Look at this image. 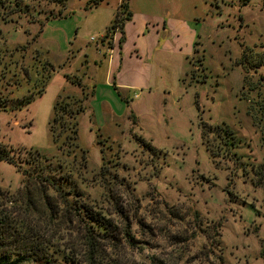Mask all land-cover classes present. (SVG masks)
Masks as SVG:
<instances>
[{"label": "rangeland", "instance_id": "rangeland-1", "mask_svg": "<svg viewBox=\"0 0 264 264\" xmlns=\"http://www.w3.org/2000/svg\"><path fill=\"white\" fill-rule=\"evenodd\" d=\"M6 2L14 14L1 25L2 60L16 66L14 78L0 75L22 85L0 82V144L22 170H33L24 162L32 152L52 158L77 174L79 187L118 224L122 208L137 243H123L117 264H264V0H130V9L187 26L179 80L169 81L168 67L158 69L163 84L181 90L178 103L170 97L167 125L130 130L126 116L100 125L90 108L93 87L106 76L100 37L129 0ZM47 74L36 96L34 84ZM120 92L132 105L142 98ZM67 95L79 101L74 108L84 106L77 117L84 170L79 154L72 161L49 132L53 106ZM23 181L0 162V199Z\"/></svg>", "mask_w": 264, "mask_h": 264}, {"label": "trees", "instance_id": "trees-1", "mask_svg": "<svg viewBox=\"0 0 264 264\" xmlns=\"http://www.w3.org/2000/svg\"><path fill=\"white\" fill-rule=\"evenodd\" d=\"M6 1L0 0V71L1 74L12 73L11 79L15 77L13 69L16 64L2 60L5 49L2 47L1 25L11 23L14 14L8 10L9 3ZM12 1L17 6L18 0ZM119 7L103 39L111 40L115 33L121 31L124 21L128 20L126 5L121 3ZM27 77L26 80H29ZM4 79V75H0V82L9 87L16 86L17 89L22 85L18 80L7 84ZM48 79L47 74L36 80L34 88L39 85L36 96L45 91ZM34 95L35 92L33 96L25 97L17 108L31 102ZM5 102H2V108ZM75 102L79 101L69 95L59 97L53 106L49 124L54 143L58 148L64 147L62 150L66 149L67 157L72 156L74 162L78 153L77 117L84 111L81 105L74 108ZM12 153L0 144V162L13 166L24 179L23 186L14 195H4L0 199V264L38 261L46 264L56 261L64 264H117V252L124 248L123 243H137L130 235V221L122 208L116 209V214L122 219L118 224L106 208L96 205L79 187L80 178L77 174L73 177L72 170L68 174L69 170L64 171L65 166L58 161L54 165L52 158L32 152L24 162L28 169L32 166L33 170L23 171L19 157L15 158ZM78 154L84 170L87 165L85 153ZM60 231H64L62 236L57 234Z\"/></svg>", "mask_w": 264, "mask_h": 264}, {"label": "crops", "instance_id": "crops-1", "mask_svg": "<svg viewBox=\"0 0 264 264\" xmlns=\"http://www.w3.org/2000/svg\"><path fill=\"white\" fill-rule=\"evenodd\" d=\"M124 4L125 13L129 17L124 21L121 31L115 33L111 40L102 41L104 35L100 37V47L104 51V60L107 61L106 76L104 81L94 85L90 108L100 125H103V119L112 121L115 117L126 116L129 130L133 127L140 129L143 122L147 123L146 128H161L168 122L166 108L174 105L175 101L179 102L180 97L177 96L181 94V90L163 84V73L160 74L158 69L163 71L168 67L169 81L179 80L183 57L180 34L186 31L187 26L182 27V22L173 18L151 16L150 13L130 9V0ZM117 10L118 8L115 13ZM136 16L143 21L136 24ZM148 19L153 20L154 25L148 23ZM194 38L192 49L197 43ZM184 58L187 60L189 55L185 54ZM85 62H90V56H86ZM92 62L95 64V61ZM95 72L96 69L94 76H97ZM121 90L135 92L134 98L139 91L142 98L132 105L134 102L128 103L127 93L121 94ZM171 96H176L175 101L170 99ZM126 107L130 112L125 110ZM131 113L135 123L129 118Z\"/></svg>", "mask_w": 264, "mask_h": 264}, {"label": "built area", "instance_id": "built-area-1", "mask_svg": "<svg viewBox=\"0 0 264 264\" xmlns=\"http://www.w3.org/2000/svg\"><path fill=\"white\" fill-rule=\"evenodd\" d=\"M102 38H103V37H102ZM102 38H101V39H102ZM91 41H93V39H91Z\"/></svg>", "mask_w": 264, "mask_h": 264}]
</instances>
